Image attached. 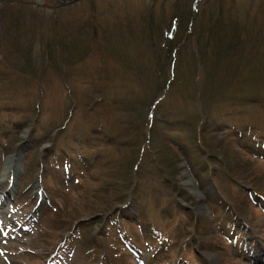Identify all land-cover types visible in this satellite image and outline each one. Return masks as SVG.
Wrapping results in <instances>:
<instances>
[{
    "label": "rangeland",
    "instance_id": "rangeland-1",
    "mask_svg": "<svg viewBox=\"0 0 264 264\" xmlns=\"http://www.w3.org/2000/svg\"><path fill=\"white\" fill-rule=\"evenodd\" d=\"M70 3L0 5V162L18 156L12 167L19 164L22 175L18 193L0 198V221L10 213L14 223L29 226L21 218L35 204L36 181H44L50 199L43 200L48 206L28 236L0 225V264H45L49 257L50 264H264V237L261 245L251 243L249 260L241 258L222 212L232 208L264 236V212L249 200L250 190L264 197V159L249 152L264 155V137L253 141L241 128L247 115L264 121V102L229 104L233 97H264V0ZM214 21L227 37L221 35L219 47L208 32ZM71 37L76 43L68 53L49 44L58 54L53 60L48 43ZM227 43L234 45L228 50ZM29 48L39 80L22 74ZM123 109L141 111L156 136L150 133L148 140L137 122L129 128ZM215 118L219 129L203 127ZM128 140L141 147L152 143L153 152L137 175L140 204L114 217L107 214L127 201L133 183L127 170L139 162L138 146L123 145ZM168 148L181 156L177 182L168 176L171 166L163 174L154 163L153 153ZM68 164L71 177L64 173ZM191 177L203 196L180 199L174 185L189 188ZM106 193L116 198L107 201ZM5 203L13 212L4 214ZM94 217L96 223L88 220ZM54 219L58 226L51 227Z\"/></svg>",
    "mask_w": 264,
    "mask_h": 264
},
{
    "label": "trees",
    "instance_id": "trees-1",
    "mask_svg": "<svg viewBox=\"0 0 264 264\" xmlns=\"http://www.w3.org/2000/svg\"><path fill=\"white\" fill-rule=\"evenodd\" d=\"M4 1H7V0H0V5L1 4H3L4 3ZM5 4H6V2H5ZM4 4V5H5ZM181 15V14H180ZM219 21H214V22H211L210 23V25H209V30H208V32H210V33H212L211 34V36L212 37H215L216 39H217V43L215 44V46H217V47H219V46H222L224 43H222L221 41H220V39H222L221 38V35L223 36V38H227L226 37V35H224L223 34V30L221 29V27H220V24L218 23ZM225 33H226V31H224ZM214 33H216V34H214ZM228 36H229V34L228 33H226ZM208 35H210V34H208ZM199 37H203V35H199L198 36V38ZM72 39V37L70 38V40ZM65 43H67L66 41H64V42H57L56 40L54 41V42H52L51 41V43H48V48L50 49V51H51V56H52V58H53V60L55 59V57L58 55L57 54V52H54V51H52V49L49 47V44H53V46H55L56 48L58 47V50L60 49V52H62V53H64V45H65ZM233 45H234V43H233ZM231 43H227L226 44V46H227V48H228V50L233 46ZM31 48H29L28 49V51L26 52V54H25V56H24V54H23V58L25 59V61H26V64L28 65V68L26 69V70H24V74H27V75H29L33 80H39L41 77H40V75L39 74H37L36 73V71L34 70V69H32V63H31V53L29 52V50H30ZM69 51H65V53H68ZM156 60L158 59V57H154ZM65 60H67V57H65L64 58ZM57 63V62H56ZM65 63V62H64ZM56 65H58V64H56ZM55 71V70H54ZM247 98V97H246ZM264 99V97L263 96H260V100L259 99H256L255 97H254V99H253V102H252V104L253 105H255V104H260V103H262V102H264V101H262ZM241 100H243V97H233V98H231V101H241ZM263 105H264V103H263ZM123 111L126 113V115H129V117L130 118H128L127 120H125L124 122L128 125V127L129 128H131V126L132 127H135L136 125L134 124V122H137V124H138V127H140V126H143L144 127V129H146L147 131H148V140H150V133L152 134V135H154V136H156V134H157V132L155 133L154 132V130L152 129V124H153V122L152 121H150L149 122V124H148V122L145 124V119L144 118H142V112L141 111H138L136 114H132L131 112H126L124 109H123ZM134 116V117H133ZM143 119V120H142ZM150 119V118H149ZM207 120V119H206ZM205 120V122H204V124H203V127H210V128H212L213 130H216V129H219L220 128V126H221V123H220V121L218 120V119H216L215 118V120H211V122H207ZM139 121H141V122H139ZM181 124V126H183V128L185 127V128H187L188 129V131L189 132H191V128L192 127H190V126H187V125H185V123L184 122H181L180 123ZM257 126V125H256ZM202 127V128H203ZM261 127H263V129H261V131H264V126H261ZM247 130H248V128H247ZM97 130H96V128H93L92 130H91V132H96ZM136 132H140V130L138 129V128H136V130H135ZM96 136V134L94 135V136H91V137H95ZM118 137L119 138H122V136H120V135H118ZM253 137V139L254 140H256V141H258V139H259V134L257 133V134H255V135H253L252 136ZM111 138H108V140H110ZM90 137L89 138H87L86 139V141H83V142H85V143H89L90 141ZM116 140H118V139H116ZM150 142V141H149ZM148 142V143H149ZM151 142H152V140H151ZM114 143V142H113ZM122 143H123V141H122ZM123 145L125 146V147H128V148H130V147H132V145H135V146H138V144L137 143H134L133 141H124V143H123ZM127 145V146H126ZM147 146L148 147H141L140 145L138 146V149L137 148H134V152L136 153V155H135V157H136V160L137 161H139L138 162V166L137 167H135L134 169L133 168H131V169H129V170H127V174L128 175H130L129 177L130 178H128V180L127 181H130V180H133V187H132V189H131V192H130V195H133V194H135L136 195V193H138L139 191H138V189H140V185L142 184V182H141V179L137 176V175H139V168H140V164H141V162L143 161V159L147 156V155H149L150 154V151L151 152H153V146H152V143L150 144V145H148L147 144ZM215 147V146H214ZM178 150H180V151H183V146H179V149ZM209 153L211 154L212 152H210L209 151ZM134 154V153H133ZM208 155V154H206L207 156H211V155ZM153 155H154V163L156 164V165H158L159 167H158V170L160 171V170H162V172L161 173H163V174H165V169L166 168H168L169 166H171V170H170V173L168 174V176H173L174 177V180H176V176H177V173H178V171H179V169H176L177 167H175V164L177 163V162H181L180 161V157L181 156H179L178 157V154L177 153H174V152H172L171 151V149L170 148H168L166 151L165 150H163V151H156V153H153ZM184 156H187L186 154H184L183 155V157ZM212 158H214V157H212ZM189 161V160H188ZM172 166L174 167V169L172 168ZM141 172V171H140ZM172 172V173H171ZM132 175H134V176H132ZM242 188H244V187H242ZM177 191V193H178V196L179 197H186V194L187 193H185L182 189H180V188H178V187H176L175 185H174V192H176ZM105 197L107 198V201H110V200H114L115 198H116V196L115 195H109L108 193H106V195H105ZM187 197H188V195H187ZM189 198V197H188ZM109 199V200H108ZM105 203H106V201H104ZM109 203V202H108Z\"/></svg>",
    "mask_w": 264,
    "mask_h": 264
},
{
    "label": "bare ground",
    "instance_id": "bare-ground-1",
    "mask_svg": "<svg viewBox=\"0 0 264 264\" xmlns=\"http://www.w3.org/2000/svg\"><path fill=\"white\" fill-rule=\"evenodd\" d=\"M2 194H3V192L2 193L0 192V198L2 197Z\"/></svg>",
    "mask_w": 264,
    "mask_h": 264
},
{
    "label": "water",
    "instance_id": "water-1",
    "mask_svg": "<svg viewBox=\"0 0 264 264\" xmlns=\"http://www.w3.org/2000/svg\"><path fill=\"white\" fill-rule=\"evenodd\" d=\"M74 1H77V0H74ZM69 2H70V0H69Z\"/></svg>",
    "mask_w": 264,
    "mask_h": 264
}]
</instances>
